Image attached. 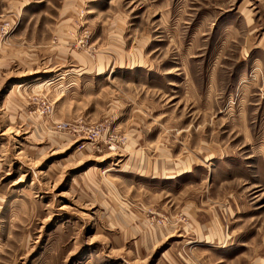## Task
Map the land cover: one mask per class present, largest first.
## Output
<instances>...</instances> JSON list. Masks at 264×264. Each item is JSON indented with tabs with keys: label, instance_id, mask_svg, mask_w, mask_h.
I'll list each match as a JSON object with an SVG mask.
<instances>
[{
	"label": "rangeland",
	"instance_id": "1",
	"mask_svg": "<svg viewBox=\"0 0 264 264\" xmlns=\"http://www.w3.org/2000/svg\"><path fill=\"white\" fill-rule=\"evenodd\" d=\"M0 264H264V0H0Z\"/></svg>",
	"mask_w": 264,
	"mask_h": 264
}]
</instances>
